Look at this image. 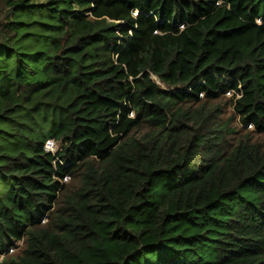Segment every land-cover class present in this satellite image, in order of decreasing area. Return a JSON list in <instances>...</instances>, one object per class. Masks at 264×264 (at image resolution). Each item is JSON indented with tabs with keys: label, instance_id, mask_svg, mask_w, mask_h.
Instances as JSON below:
<instances>
[{
	"label": "trees",
	"instance_id": "1",
	"mask_svg": "<svg viewBox=\"0 0 264 264\" xmlns=\"http://www.w3.org/2000/svg\"><path fill=\"white\" fill-rule=\"evenodd\" d=\"M248 124L264 0H0V264H264Z\"/></svg>",
	"mask_w": 264,
	"mask_h": 264
},
{
	"label": "rangeland",
	"instance_id": "2",
	"mask_svg": "<svg viewBox=\"0 0 264 264\" xmlns=\"http://www.w3.org/2000/svg\"><path fill=\"white\" fill-rule=\"evenodd\" d=\"M231 93H226L222 96H220L219 98H216L214 100L211 101H206L205 105L206 107H216L219 106L221 108V116L222 119H226L228 118L229 122H230V126H233L234 128L238 129L239 125L237 124V116L235 117V114H233V108H232V99H231ZM197 105V104H196ZM196 105H190L191 107H194ZM186 106H189V104H187ZM130 116H133V113L130 114ZM253 126H247V128H243L242 130H240L238 132V134L234 135V137H232V139H250L252 141H258L261 142L264 146V133H260V132H255ZM145 130H147V126L142 125L140 128H138V130L136 131L137 136H141L142 133ZM50 139V138H48ZM54 143V151L58 146V143L56 141L53 140ZM45 144V143H44ZM67 182L70 181V179L68 178L66 180ZM16 242V248H14V251H6V253L8 254H16L20 251V248L22 247V242L21 241H15ZM1 259V257H0Z\"/></svg>",
	"mask_w": 264,
	"mask_h": 264
},
{
	"label": "built area",
	"instance_id": "3",
	"mask_svg": "<svg viewBox=\"0 0 264 264\" xmlns=\"http://www.w3.org/2000/svg\"><path fill=\"white\" fill-rule=\"evenodd\" d=\"M249 126H252V124H249ZM45 149H46V150H49V151H51V152L54 151V143H53V140H52V139H48V140L45 141ZM64 180H66V179H64ZM16 246H17V245H16ZM16 246L14 245V246L10 247V248H9V251H10V250H11V251H14V248H16Z\"/></svg>",
	"mask_w": 264,
	"mask_h": 264
},
{
	"label": "clouds",
	"instance_id": "4",
	"mask_svg": "<svg viewBox=\"0 0 264 264\" xmlns=\"http://www.w3.org/2000/svg\"><path fill=\"white\" fill-rule=\"evenodd\" d=\"M248 125H249V124H248ZM252 126H253V125H252ZM50 139H51V138H50ZM47 140H48V139H47ZM52 140H53V139H52ZM44 148H45V144H44ZM47 151H49V150H47ZM50 152H51V151H50ZM53 152H54V151H53ZM53 152H52V153H53ZM67 179H68V178H67ZM21 242H22V241H21ZM15 244H16V242H15Z\"/></svg>",
	"mask_w": 264,
	"mask_h": 264
}]
</instances>
